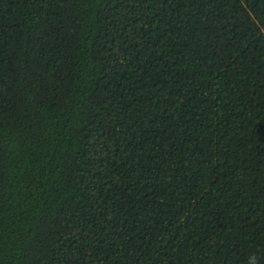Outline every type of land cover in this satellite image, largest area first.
<instances>
[{
	"label": "trees",
	"instance_id": "obj_1",
	"mask_svg": "<svg viewBox=\"0 0 264 264\" xmlns=\"http://www.w3.org/2000/svg\"><path fill=\"white\" fill-rule=\"evenodd\" d=\"M264 264V0H0V264Z\"/></svg>",
	"mask_w": 264,
	"mask_h": 264
},
{
	"label": "clouds",
	"instance_id": "obj_2",
	"mask_svg": "<svg viewBox=\"0 0 264 264\" xmlns=\"http://www.w3.org/2000/svg\"><path fill=\"white\" fill-rule=\"evenodd\" d=\"M248 264H257V257L255 255H250Z\"/></svg>",
	"mask_w": 264,
	"mask_h": 264
}]
</instances>
